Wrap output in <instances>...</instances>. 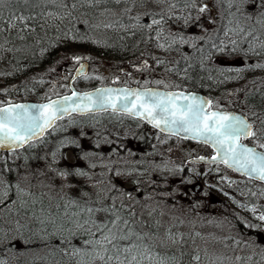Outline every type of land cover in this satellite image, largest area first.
I'll return each mask as SVG.
<instances>
[{
  "label": "snow or ice",
  "instance_id": "1",
  "mask_svg": "<svg viewBox=\"0 0 264 264\" xmlns=\"http://www.w3.org/2000/svg\"><path fill=\"white\" fill-rule=\"evenodd\" d=\"M109 32L116 36L112 43ZM137 36L134 49L153 43L160 52L178 53L174 61L147 55L156 67L170 65L165 71L182 80L207 79L217 85L242 81L245 73L264 70V0H0V54L43 58L71 44L112 48L119 43L125 48L123 42ZM63 58L79 65L74 74L69 69L61 76L64 81L71 77L61 85L71 95H59L53 81L42 103L0 100V151L7 153L0 155V264H257V253L264 260V210L234 201L252 214L251 220L237 217L249 234L212 235L213 245L222 249L210 251L209 238L179 230L184 223L179 217L164 222V206L188 195L180 185L191 183L190 178L172 187L184 165L164 158L156 144L143 156L131 146L147 141L142 129L149 125L165 134L163 140L155 135L160 144L176 136L209 145L214 155L208 163L264 184V103L260 111L247 104L253 95L248 86L226 93L229 98L243 93L244 114L225 111L219 101L193 92L147 87L180 88L163 79L78 92L74 85L79 79L105 78L85 71L89 55L67 51ZM133 67L137 72L152 69L149 59ZM55 72V66L49 69ZM36 82L46 83L43 78ZM119 83L118 76L112 79L113 85ZM256 92L264 101V90L257 87ZM104 112L140 123L123 135L86 130L95 129L99 120L91 125H78L74 119L58 123L74 114L95 117ZM74 126L80 127L78 135L63 136L39 157L43 168L29 165L37 157L21 150L47 148L48 137ZM248 140L252 146L244 143ZM21 160L23 164L17 163ZM204 160L196 157L187 163ZM221 179L236 183L227 176ZM245 250L251 254H241Z\"/></svg>",
  "mask_w": 264,
  "mask_h": 264
},
{
  "label": "rangeland",
  "instance_id": "2",
  "mask_svg": "<svg viewBox=\"0 0 264 264\" xmlns=\"http://www.w3.org/2000/svg\"><path fill=\"white\" fill-rule=\"evenodd\" d=\"M138 40V39H137ZM88 45L83 44L81 47L74 48H64L59 49L55 58L49 57L47 61L42 62L41 68H37L33 71L30 69L19 68V70H13L12 68H7L3 60H6L8 56L0 55V100H7V96L15 97L17 94L20 97L25 98H41L48 92L49 88L52 87L53 81H56V91L60 93L68 92V89L61 87L62 84L68 83V81L62 80L61 76L66 74L67 70H73L78 66L71 63L69 60L64 59V54L67 51H75L82 53L84 55H89L92 57L88 61V74L89 75H101L105 79L103 81L91 80L83 81L82 79L76 82L78 88H86L93 85H102V84H111L114 77L120 78V83L131 84L135 80H140L143 84V80L148 79L150 81H155L156 79H163L168 83L179 84L180 87H186L185 80H182L180 76L175 73H168L165 71V66L156 67L155 62L150 59L147 55L148 52H151L153 55L160 56L169 61H174L179 59L178 53H163L155 49L153 43L147 45L141 43L140 49L134 50L135 52L123 56V55H101L97 54L94 49H89L86 47ZM141 52H144L145 55L142 57ZM141 59H149V63L152 65V69L145 70L142 72H137L133 67L134 64H138ZM40 62V61H39ZM257 62V61H254ZM53 66L56 67L55 73H49V69ZM130 73L131 75H127ZM43 78L46 83L43 85L37 83L36 81ZM256 80L257 84L252 85L249 82ZM264 83V70H255L245 73V79L238 82H231L227 84H222V87L219 89V92L212 96L213 101H219L222 107H235L243 111H247L245 107V101L243 93L238 94L236 97H227L226 93L233 91L234 89L243 88L245 85L248 86V90L252 89L255 86H259ZM149 85H156L151 83ZM163 86V85H158ZM171 88V87H170ZM8 89V95H3V90ZM229 99L233 102L229 103ZM248 102V101H247ZM249 104V103H247ZM251 105V104H249ZM257 111H260V106L256 107ZM113 117V116H106ZM66 119V118H65ZM69 119H74L78 125H91L95 118H80V117H70ZM61 122V124H67V121ZM113 121L114 124H117L116 129L112 130L114 133H120L122 131H127L129 129L136 130V125L140 123L137 120L130 119L128 117L116 116L113 119H105L104 124H96L95 129L88 127L86 130L90 133L95 131H101L104 134H108L109 130L107 122ZM106 130V131H105ZM80 131V127H68L66 132L62 133H53L48 139L51 143L47 148L39 147L31 151H26L29 153L30 157H37L36 159H30L29 165L33 168H43L45 166V161L39 159L43 157L49 148H54L56 141L63 138L65 135L76 136ZM142 132L147 134V141L152 140L148 146V150L152 151V144H156L160 153H163L164 158L175 162L176 164H183L185 167L184 173L172 178L175 183L172 184V187L175 188L179 184V181L183 179H191V183L180 185L182 190H186L188 195L178 197L176 201L169 202L164 206L163 210L166 215L164 217V222L168 223L171 217H179L180 220H183L184 223L180 227V231L187 233L200 232L202 236L209 238V250L219 251L222 249L220 245H213L210 240L212 235L216 237H223L225 235H236L237 232H243L240 228L237 217L244 218L246 220H251L252 214L249 211H246L244 208L239 207V204H247L249 207L252 205L258 206V211L264 210V196L260 195L261 189H264V184H261L258 181L248 180L246 177L241 176L240 174L231 171L224 167V165L216 164H188L185 165L187 158L193 154H211L212 149L208 145L203 143H196L193 146V142L188 140H182L177 137H171L167 140L166 144H160L156 139L155 135L158 134L155 130L151 129L147 125L143 126ZM161 140L166 137L160 135ZM134 142V141H133ZM251 142V140H248ZM252 143V142H251ZM134 148L137 146L135 144ZM171 149V151H168ZM37 150V151H36ZM0 155H7L2 154ZM71 156V153H69ZM153 159L152 157H149ZM156 162H160L161 157L156 156L154 158ZM19 164H23V160L17 161ZM219 168V171H217ZM192 169V172L188 170ZM222 176H227L230 180L236 181V183L229 185L227 180L221 179ZM200 177V178H198ZM200 181V187H199ZM128 185H125L127 187ZM199 187V191L195 187ZM255 192L256 195H251V192ZM207 191L208 195L205 196L204 192ZM228 193L225 195L224 193ZM175 204V207L172 205ZM198 204V207H192V205ZM166 218V219H165ZM209 221H213L209 223ZM236 224L237 227L233 228L232 225ZM249 233L243 232V235L247 236ZM253 235L255 233H252ZM197 244L203 246L204 242L199 238L196 240ZM241 254H251L249 250H245ZM254 260L257 264H264V260H261V256L257 253L254 256Z\"/></svg>",
  "mask_w": 264,
  "mask_h": 264
},
{
  "label": "trees",
  "instance_id": "3",
  "mask_svg": "<svg viewBox=\"0 0 264 264\" xmlns=\"http://www.w3.org/2000/svg\"><path fill=\"white\" fill-rule=\"evenodd\" d=\"M106 36L111 37L112 39L109 41L110 43H112L113 41L116 40V36L114 33H107ZM138 39V40H137ZM139 41V37H135V38H129L127 41H124L123 43H125L127 45V47L125 48H121L119 46V43H116V45L112 48H103V47H95L91 44H86L88 46L89 49H94L93 51H95L97 54H101V55H123V56H127L130 55L132 53H134V49L133 45L135 43H137ZM19 43V42H18ZM74 47H81V45H77V44H71L68 45L67 48H74ZM65 47H59V48H55L52 49L48 54H46L43 58L36 56V57H25L22 54H17L16 56H13L11 53L9 54H0L1 56H8L6 58V60H3L2 62L5 63V65H7L8 69L12 68L13 70H19V68H24V69H30L29 71H33L37 68H41V63L44 61H47V59L49 57L55 58L57 52L59 51V49H64ZM141 48V46L139 47V49ZM1 59V58H0ZM40 61V62H39ZM206 75V74H205ZM185 85L186 89H194V90H198L203 92L204 94H207L209 97H212L213 95H215L216 93L219 92V89L222 87V85H217L215 83H213L212 81H209L207 79L203 80V81H198L195 78L192 81H186L185 80ZM257 87H261L262 90H264V83L260 84L259 86H255L252 89H250L249 91L253 93V95H251L248 99L249 104H254L256 106H260L262 103H264V101L261 100V95L259 92H256V88ZM19 98H21L18 94L15 97L12 96H7V100L11 99L13 100H18ZM95 117H97V115H95ZM92 116V118H95ZM142 146L143 147H147L146 150L142 151V152H138V155L143 156V154L145 152H150L148 150V144L146 141H142ZM43 147V146H41ZM23 152L24 155H28L29 153L25 152L24 150H21ZM37 151V150H36ZM148 159H150L148 157ZM166 219V218H165Z\"/></svg>",
  "mask_w": 264,
  "mask_h": 264
},
{
  "label": "water",
  "instance_id": "4",
  "mask_svg": "<svg viewBox=\"0 0 264 264\" xmlns=\"http://www.w3.org/2000/svg\"><path fill=\"white\" fill-rule=\"evenodd\" d=\"M83 63H85V65H86V68H85V71L87 72L88 71V63L86 62V61H84ZM75 71V70H74ZM102 86H106L107 87V85H102ZM108 86H111V87H124V86H127V85H108ZM98 87H101V86H98ZM128 87V86H127ZM129 87H138V85H134V86H129ZM147 87H154V88H158L160 91H187V90H184V89H165V88H163V87H157V86H147ZM95 88H97V87H95ZM95 88H92V89H88V90H76V91H78V92H82V91H91V90H94ZM76 89V88H75ZM187 92H193V93H195V94H197V95H199L200 97H203V98H206V99H210L207 95H205V94H203V93H201V92H198V91H187ZM64 95H71V92L70 93H67V94H64ZM61 96H63V95H61ZM55 98H57V97H54L53 99H55ZM42 102H44V101H33V100H27V101H19V102H16V103H29V104H34V103H42ZM223 110H225V111H235L237 114H243L242 112H240L239 110H237V109H223ZM244 143H246L245 141H244ZM247 144H249V146H252V144H250V143H247ZM211 147V146H210ZM199 157H205L206 158V160H204V161H200V162H203V163H208L207 162V158H210L211 156H205V155H200Z\"/></svg>",
  "mask_w": 264,
  "mask_h": 264
},
{
  "label": "flooded vegetation",
  "instance_id": "5",
  "mask_svg": "<svg viewBox=\"0 0 264 264\" xmlns=\"http://www.w3.org/2000/svg\"><path fill=\"white\" fill-rule=\"evenodd\" d=\"M124 132H125V131H122V132H120V134L123 135ZM158 134H159V135H162L161 133H158ZM141 142H142V141H134V142H132V145H131V146L134 148V145H133V144H135V145L137 146L136 149H137V151H138L139 153L142 152V151H144V150H146V148H147V147H143ZM151 143H153L152 140H149V141L147 142L148 145H150ZM194 145H196V144L193 143V146H194ZM197 156H200V153L193 154L190 158H188V160L191 159V158H196ZM188 160L185 162L186 165L188 164V163H187ZM198 178H200V177H198ZM198 184H199V187H200V181H199ZM199 187L196 186L195 189H196L197 191H199V190H198Z\"/></svg>",
  "mask_w": 264,
  "mask_h": 264
}]
</instances>
